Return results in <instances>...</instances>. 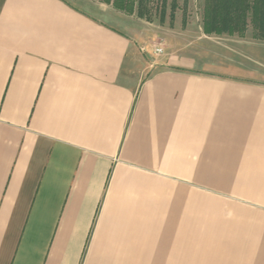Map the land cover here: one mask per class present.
<instances>
[{"label":"crops","instance_id":"obj_1","mask_svg":"<svg viewBox=\"0 0 264 264\" xmlns=\"http://www.w3.org/2000/svg\"><path fill=\"white\" fill-rule=\"evenodd\" d=\"M82 3L0 0V264H202L212 194L264 264V89Z\"/></svg>","mask_w":264,"mask_h":264},{"label":"rangeland","instance_id":"obj_2","mask_svg":"<svg viewBox=\"0 0 264 264\" xmlns=\"http://www.w3.org/2000/svg\"><path fill=\"white\" fill-rule=\"evenodd\" d=\"M70 1L79 6L86 2L91 5L89 9L102 8L136 26L146 37L145 48L161 46L164 54L196 57L201 63L199 72L227 79L236 86L264 89V40L254 38L251 25L243 37L203 36L205 0H146L144 18L137 7L128 15L103 0ZM145 55L161 59L154 52L146 51ZM239 195H202V228L208 229L202 235L208 238L203 243L206 248L202 244V264H260V211L245 207L237 199Z\"/></svg>","mask_w":264,"mask_h":264},{"label":"trees","instance_id":"obj_3","mask_svg":"<svg viewBox=\"0 0 264 264\" xmlns=\"http://www.w3.org/2000/svg\"><path fill=\"white\" fill-rule=\"evenodd\" d=\"M120 12L132 15L136 7L144 18L146 0H103ZM137 5V6H136ZM254 38L264 40V0H205L203 10L204 34L243 37L249 26Z\"/></svg>","mask_w":264,"mask_h":264},{"label":"built area","instance_id":"obj_4","mask_svg":"<svg viewBox=\"0 0 264 264\" xmlns=\"http://www.w3.org/2000/svg\"><path fill=\"white\" fill-rule=\"evenodd\" d=\"M155 54L156 55H158V56H161V55H163L164 54V49H163V47H156L155 48Z\"/></svg>","mask_w":264,"mask_h":264}]
</instances>
